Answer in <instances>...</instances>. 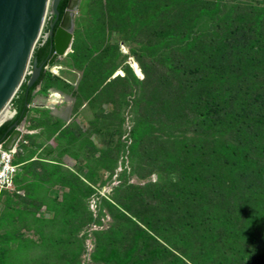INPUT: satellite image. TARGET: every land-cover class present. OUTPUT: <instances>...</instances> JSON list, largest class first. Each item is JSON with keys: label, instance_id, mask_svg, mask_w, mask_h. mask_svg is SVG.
I'll return each instance as SVG.
<instances>
[{"label": "rangeland", "instance_id": "374dc122", "mask_svg": "<svg viewBox=\"0 0 264 264\" xmlns=\"http://www.w3.org/2000/svg\"><path fill=\"white\" fill-rule=\"evenodd\" d=\"M219 24L229 40L264 37V0H82L73 51L45 67L20 127L0 264H264V78L232 91L253 103L238 131L206 127L207 69L190 61ZM230 144L252 163L223 157Z\"/></svg>", "mask_w": 264, "mask_h": 264}, {"label": "trees", "instance_id": "16d2710c", "mask_svg": "<svg viewBox=\"0 0 264 264\" xmlns=\"http://www.w3.org/2000/svg\"><path fill=\"white\" fill-rule=\"evenodd\" d=\"M68 0H60L58 4V11H59V19L54 25V30L57 28L58 23L60 21V18L65 10V7L67 5ZM51 21L49 22L48 31L50 28ZM222 26L219 24L217 25V28L215 32H213L214 35H211L212 38L209 41V36H202L199 39V42L201 44H205L200 58L197 59H191V62H202L204 63V69H207L205 71V78L199 81L197 84L203 85L205 88V92L202 95V100L204 102L205 107L203 108V123L206 124V127H209V121L211 122L212 127L215 123H218L217 125L222 126L226 129H230V131L234 132L238 131L239 126L236 124V116L242 117V114H247V112L250 110L251 106L253 105L251 97H249V93H245L243 97L245 99L238 98L236 100H232L234 97H232V91L234 89H241L243 87V84H247V76H251L254 80L250 85H247V91L251 89V85H255V80H258L260 78H264V37L258 35L257 38H254L256 32L253 31L252 37L249 38V42L245 40L243 43L242 40L245 38L237 36L235 39L233 37V40H229L227 36V33L225 32L226 25ZM264 31V26H263ZM231 35H235V31H230ZM183 38L184 35H180ZM179 35L174 34H168L162 36V38H168L171 37L173 39H176L181 42ZM262 37V38H261ZM169 39V38H168ZM261 41V43L259 42ZM208 42V43H207ZM233 42V45H229V43ZM185 44V41L181 42ZM235 43L239 47H234ZM180 44V43H179ZM250 44V45H249ZM50 42L49 40H46V42L41 45L38 49H36L32 55V61L37 60V65L43 64L46 65L49 57H50ZM223 47V48H222ZM184 55V54H183ZM260 57V58H258ZM211 60H216V62H219V67L212 66L210 67V73L207 74L209 69V62ZM182 66L187 68L186 62L189 61V58L184 55ZM54 68V67H53ZM222 68V73H218V69ZM188 69V68H187ZM217 69V70H216ZM189 73H195L193 70H189ZM183 73L185 77L188 76L189 73ZM215 72V73H214ZM253 73V75H248L249 73ZM45 71L42 70L39 79L33 84L32 87L29 89L27 88V84H25L23 93L19 100V106L17 113L15 117L3 125L0 126V141H3L7 138V136L10 134L8 132L9 127L14 123L18 122L20 123L24 117L26 116V113L28 111L27 106L31 101L32 98V91L35 90V88L38 86V84L43 80ZM188 79V77L186 78ZM189 82L182 83L181 85H187ZM189 87V86H188ZM258 86H255V89H257ZM192 89V88H190ZM27 91V92H26ZM189 88L184 89L185 93H188ZM228 91V92H227ZM261 98L260 94L256 96V100H259ZM234 104V106H231ZM207 106V107H206ZM215 107V108H213ZM234 107V108H233ZM213 108V109H212ZM231 110V111H230ZM194 107L190 108V110L186 111V113L189 115L187 119L193 121V117L195 116L194 113ZM209 119L208 122H206ZM253 141H249L246 145L250 146V143ZM192 149H195L194 146L191 147ZM229 151V150H228ZM236 151H239L237 153ZM229 154H225L223 157H231L236 156L238 158H241L242 155L243 158H245L246 162L252 163L251 161V151H243L241 147L238 145H231L230 144V151ZM218 160L222 163H227L229 161V158H224L223 160H220L218 157ZM222 172H225L226 169L222 168ZM199 181L197 179H192L191 181V190L194 192V185L197 184Z\"/></svg>", "mask_w": 264, "mask_h": 264}, {"label": "water", "instance_id": "95a60500", "mask_svg": "<svg viewBox=\"0 0 264 264\" xmlns=\"http://www.w3.org/2000/svg\"><path fill=\"white\" fill-rule=\"evenodd\" d=\"M60 0H0V114L8 107L20 89L30 65L48 7L52 16L47 38L50 41V57L46 63L52 66L58 58L73 51L75 21L82 0H68L57 28V9ZM32 73L27 88L39 79L43 64L32 61ZM23 121V120H22ZM14 122L10 134L0 141L2 150H12L21 137V124Z\"/></svg>", "mask_w": 264, "mask_h": 264}, {"label": "built area", "instance_id": "2783aa9c", "mask_svg": "<svg viewBox=\"0 0 264 264\" xmlns=\"http://www.w3.org/2000/svg\"><path fill=\"white\" fill-rule=\"evenodd\" d=\"M15 115L16 113L13 112L12 117L6 120L4 123L11 121L15 117ZM4 123H2L1 125H3ZM15 151L16 147L9 151L2 150L0 144V193L2 191H10L13 189L14 178L16 177L17 173V166L13 164Z\"/></svg>", "mask_w": 264, "mask_h": 264}, {"label": "bare ground", "instance_id": "6f19581e", "mask_svg": "<svg viewBox=\"0 0 264 264\" xmlns=\"http://www.w3.org/2000/svg\"><path fill=\"white\" fill-rule=\"evenodd\" d=\"M134 72H135V71H134ZM136 74H137V73H136ZM52 95H53V93L50 94L49 98H51ZM60 97H61V96H60ZM49 98H48V99H49ZM59 101L62 102V98H60ZM11 117H12V113L9 112L7 109H5V110L0 114V125H1L2 123H4L6 120H8L9 118H11Z\"/></svg>", "mask_w": 264, "mask_h": 264}, {"label": "flooded vegetation", "instance_id": "af4514ba", "mask_svg": "<svg viewBox=\"0 0 264 264\" xmlns=\"http://www.w3.org/2000/svg\"><path fill=\"white\" fill-rule=\"evenodd\" d=\"M47 40H49V39L47 38ZM49 42H50V41H49ZM46 66H47V65H44V66H43V70H44V71H45V67H46ZM36 88H37V87H36ZM36 88H35V89H36ZM26 92H27V91H26ZM34 92H35V90L32 91L31 95H33Z\"/></svg>", "mask_w": 264, "mask_h": 264}, {"label": "clouds", "instance_id": "9594fccd", "mask_svg": "<svg viewBox=\"0 0 264 264\" xmlns=\"http://www.w3.org/2000/svg\"><path fill=\"white\" fill-rule=\"evenodd\" d=\"M46 40H47V38H46ZM16 147V146H15Z\"/></svg>", "mask_w": 264, "mask_h": 264}]
</instances>
